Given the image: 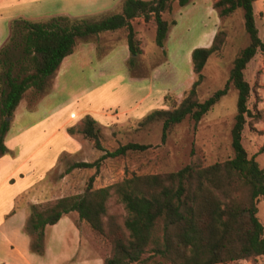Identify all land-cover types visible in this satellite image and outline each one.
Returning a JSON list of instances; mask_svg holds the SVG:
<instances>
[{
	"label": "trees",
	"instance_id": "1",
	"mask_svg": "<svg viewBox=\"0 0 264 264\" xmlns=\"http://www.w3.org/2000/svg\"><path fill=\"white\" fill-rule=\"evenodd\" d=\"M185 7L192 0H123L120 13L91 19L58 14L42 20L15 17L7 24V35L0 44V157L8 150L5 137L11 119L23 94L34 89L36 99L42 97L45 83L70 55L78 39L109 31L126 30L129 54L140 53L139 40L132 25L142 17L144 23L153 18L155 44L164 59V42L171 19L165 13ZM256 0H215L212 8L219 20L241 10L243 28L249 43L233 60L225 86L200 101L198 90L203 81L202 70L211 55L222 51L227 32L217 27L208 47L191 51L194 80L180 101L164 96L169 108L154 109L139 122L140 126L162 123L164 141L170 128L186 117L199 121L225 95L231 84L237 91V112L231 129L233 156L206 166L189 163L177 171L155 174H133L122 181L100 188L92 186L93 178L82 193L67 195L46 204H30L23 231L30 237L31 253L43 255L44 229L55 225L63 215L76 212L90 232L110 247L103 264H227L239 260L257 264L264 257V226L257 217V204L264 200V166L255 156L248 157L241 143L246 119L249 124L263 120L262 110L247 107L251 91L256 89L244 79L247 63L257 51L264 71V38L258 35L253 4ZM170 22V23H169ZM72 135L81 134L103 154L93 162H74L73 169L98 170L106 158L123 156L129 151L141 152L149 146L126 143L107 151L101 143L97 121L85 115L78 126L67 128ZM264 151V141L257 153ZM121 204L126 217L120 223L109 213V202Z\"/></svg>",
	"mask_w": 264,
	"mask_h": 264
},
{
	"label": "rangeland",
	"instance_id": "2",
	"mask_svg": "<svg viewBox=\"0 0 264 264\" xmlns=\"http://www.w3.org/2000/svg\"><path fill=\"white\" fill-rule=\"evenodd\" d=\"M31 1L30 4L32 6L38 5L39 10L34 14L24 16V18L32 20L46 19L56 15L55 13L57 15L67 14L72 17L99 19L105 15L118 13L122 3V0ZM194 1L197 2L196 11L189 15L183 13V7L176 8V1L173 2L174 10L172 13L164 14V18L168 21L171 19L174 21L173 24L169 22V30L163 46L164 59H162L161 50L155 44V31L152 29L155 24L153 18L147 23H144L142 17L133 20L132 25L136 31V38L139 40L141 51L136 56L129 54L127 62L123 60V49L127 50L125 29L106 32L101 37L91 35L81 38L80 40H94L97 38L98 48L89 52L80 63L74 62L68 69H61L63 74L59 77V86H56L57 82L53 81L54 74L47 78L44 94L30 109L32 113L30 119L39 117L51 105L63 101L71 94L80 95L79 93L82 90L93 83H104L102 86H112L113 83L117 82L118 85L115 86L127 87L149 83V86L155 92L169 91L164 93L163 101L160 103L157 100L155 107L151 108L150 111L152 109L169 108L164 102L166 94L180 101L183 93L194 80L190 59L191 51L194 48L203 47L195 45L203 37L202 33L214 27L218 17L215 10L210 11V0ZM211 1L213 3L215 0ZM253 10L258 35L260 38H264V0H256L253 4ZM217 27H223L226 30L227 40L220 54L211 55L202 70L204 77L198 90L200 101L205 100L214 91L225 86L233 60L249 43L248 35L243 28L241 10H236L229 17L219 20ZM4 33L0 44L7 35V27ZM188 51H190L189 54H187ZM260 69L261 54L257 51L246 65L244 79L251 88L258 86L256 89L258 97L256 98L254 92L251 91L247 107L253 111V105L256 104L257 108L262 110L263 120L252 123V128L249 124L251 119H246L241 143L248 157L254 155L259 167H263L264 151L257 153L264 141V71L257 75V71ZM135 76L140 78H135ZM178 91H183V93L176 96L175 94ZM114 92L107 96L108 102L114 99L118 100L122 95H119L121 92L119 93L117 89ZM138 94V91L132 92L131 97ZM22 98L27 106L31 107L36 99L34 89H28ZM156 98L158 99V96ZM86 102H88V97H83L80 106L83 107ZM95 102V104L93 103L95 105L94 109L106 105L105 103L100 104L96 100ZM72 109L76 108L73 107ZM117 112V109L109 111L112 114ZM236 112L237 91L230 84L225 95L199 121L186 117L170 128L164 141L161 139V122H155L144 127L139 125L141 118L127 120L124 123L115 122L110 125L98 124L101 143L107 151H113L118 146L129 142L144 144L149 147L141 152L129 151L123 156L106 158L100 162L98 170L95 168H76L67 173V169L74 162H93L103 153L97 150V155L92 157L90 149V146L93 147L92 142L85 139L81 134L75 133L78 142L82 141L83 147L75 153H62L57 160V165L49 173V179L64 182L65 186L60 188L58 196H67L82 193L91 177L93 178L92 186L94 188L96 186L105 187L118 183L133 174L174 172L189 163L206 166L223 161L233 156L231 129ZM26 121L27 119L22 120V123ZM47 159L46 157L43 164L46 163ZM257 205L259 206L257 217L264 226V200H259ZM109 213L116 215L120 223L126 217L122 205L115 203L113 199L109 202ZM71 218L76 226L86 231L89 242L101 252L104 259L109 254L110 247L104 240L94 236L85 222L74 216ZM66 220L70 221V218L67 217ZM59 226H66V224L62 222ZM263 262V258H260L257 264H263Z\"/></svg>",
	"mask_w": 264,
	"mask_h": 264
},
{
	"label": "crops",
	"instance_id": "3",
	"mask_svg": "<svg viewBox=\"0 0 264 264\" xmlns=\"http://www.w3.org/2000/svg\"><path fill=\"white\" fill-rule=\"evenodd\" d=\"M31 2V0H0V40L11 19L38 12L39 6H32ZM196 5V1H191L183 7V13L185 15L193 13L196 11ZM210 11H214L211 0ZM120 12L121 9L118 13ZM216 20L214 27L202 33L203 37L195 46L208 47L211 44L219 18L217 17ZM131 22L133 24V21ZM152 29L155 31V24ZM102 34L97 37H101ZM80 39L77 40L73 52L63 59L55 71L53 81L57 82L56 86H59V77L63 74L61 69H68L74 62L80 63L89 52L98 48L97 38ZM123 50V60L127 62L129 52ZM135 78L140 77L135 76ZM103 84L93 83L82 90L80 95H69L63 101L51 105L35 119H30L31 107L27 106L23 98L20 100L5 137L8 152L0 157V264H103L101 252L89 242L86 231L71 220L73 216L78 218L76 212H69L55 225L45 227V251L41 256L30 252V237L23 231L30 204H41L64 196H58L60 188L65 186L64 182L49 179V173L57 165L62 153H75L83 147L82 141L78 142L77 136L70 135L67 128L80 124L85 115L92 116L99 125L141 119L155 107L157 100L160 103L163 101L164 93L169 92H155L149 83L134 87L115 86L118 85L117 82L112 86H102ZM116 89L121 92L119 95H122L118 100L108 102L107 96L115 93ZM135 91L139 94L131 97L132 92ZM182 93L183 91H178L173 94L179 96ZM83 97H88V102L81 107L80 101ZM95 100L106 105L94 109ZM73 107L76 109H72ZM116 109L117 113H109L110 110ZM26 119L27 121L22 123V120ZM90 149L92 157L97 155L94 147L90 146ZM46 157L48 159L43 164ZM100 187L102 186H96V188ZM258 207L257 205V209ZM67 217L70 221L66 220ZM62 222L66 226L60 227ZM262 258L264 260V257ZM234 263L251 264L245 260L227 264Z\"/></svg>",
	"mask_w": 264,
	"mask_h": 264
}]
</instances>
